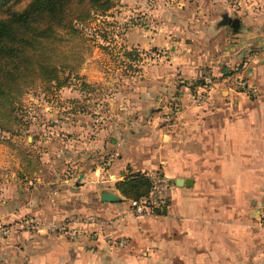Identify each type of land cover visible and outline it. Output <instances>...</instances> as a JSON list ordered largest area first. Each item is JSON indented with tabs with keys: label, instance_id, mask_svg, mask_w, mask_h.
Wrapping results in <instances>:
<instances>
[{
	"label": "crops",
	"instance_id": "0c3cea01",
	"mask_svg": "<svg viewBox=\"0 0 264 264\" xmlns=\"http://www.w3.org/2000/svg\"><path fill=\"white\" fill-rule=\"evenodd\" d=\"M239 16L232 50L246 59L236 75L256 89L245 104L233 101L243 92L229 87L221 91L229 102L180 108L166 135L134 127L106 137L100 130L96 138L71 137L69 158L47 156L50 148L39 147L45 136L33 159L12 150L0 176V226L10 228L0 238V264H264V228L255 219L264 198L240 213L247 191L264 189V0H248ZM194 25L207 29L202 20ZM28 141V150L36 148ZM98 156L105 163L91 166ZM155 168L173 187L152 214L136 215L117 183ZM105 190L119 200L102 201ZM30 221L36 228L25 226ZM54 223L75 228L76 237L48 231Z\"/></svg>",
	"mask_w": 264,
	"mask_h": 264
},
{
	"label": "rangeland",
	"instance_id": "374dc122",
	"mask_svg": "<svg viewBox=\"0 0 264 264\" xmlns=\"http://www.w3.org/2000/svg\"><path fill=\"white\" fill-rule=\"evenodd\" d=\"M27 1L12 8L22 9ZM112 1L104 14L75 24L74 35L60 29L50 42L41 43L46 63L59 69L63 83L59 88L48 89L30 65L0 96V176L12 150L19 160L33 159L39 154L37 140L44 136L46 144L39 147L50 148L47 156L69 158L70 147L64 145L71 137L96 138L100 130L106 137H116L122 129L134 127L148 135H156L157 129L166 135L180 108L229 102L228 95L221 93L229 87L245 95L234 97L238 106L253 96L239 86L246 78L236 75L246 59L244 53L233 56L239 26L233 30L219 25L223 14L240 19L248 0ZM201 20L207 29L195 28L194 23ZM125 53H131L130 57ZM13 136L20 138L15 141L20 149ZM27 137L28 142H37L33 150L24 146ZM100 156L92 158L91 166L105 163ZM251 192L240 205L241 214L248 213L251 199L264 198V189ZM3 225L0 228L8 227ZM113 242L119 244L118 239Z\"/></svg>",
	"mask_w": 264,
	"mask_h": 264
},
{
	"label": "trees",
	"instance_id": "16d2710c",
	"mask_svg": "<svg viewBox=\"0 0 264 264\" xmlns=\"http://www.w3.org/2000/svg\"><path fill=\"white\" fill-rule=\"evenodd\" d=\"M20 1L24 0H0V96L30 65L48 89L59 88L63 84L59 69L46 63L41 43L50 42L60 29L74 35L75 24L94 14H104L113 5L112 0H28L22 9H13ZM238 26L239 22L235 29L231 27L236 30ZM117 188L129 200L147 195L150 184L145 173L130 172L117 183Z\"/></svg>",
	"mask_w": 264,
	"mask_h": 264
},
{
	"label": "built area",
	"instance_id": "2783aa9c",
	"mask_svg": "<svg viewBox=\"0 0 264 264\" xmlns=\"http://www.w3.org/2000/svg\"><path fill=\"white\" fill-rule=\"evenodd\" d=\"M239 86L243 89H247V92L250 94H254L256 92L255 87L248 84L246 81L239 82ZM145 176L150 184L147 195L137 199L128 200L129 210L139 216L152 214L154 210L159 208L161 204L166 200L173 187L171 179L159 169L147 171L145 173ZM255 219L257 221V224L260 227L264 228V200L257 206L255 210ZM25 226H27L28 228H36V224L31 221L27 222ZM48 229L65 231L71 237H76L75 228H66L62 224H51L48 226ZM9 232V227L0 228V234L5 235ZM120 243L122 244L124 243V241L122 240L120 241Z\"/></svg>",
	"mask_w": 264,
	"mask_h": 264
},
{
	"label": "water",
	"instance_id": "95a60500",
	"mask_svg": "<svg viewBox=\"0 0 264 264\" xmlns=\"http://www.w3.org/2000/svg\"><path fill=\"white\" fill-rule=\"evenodd\" d=\"M222 23L230 24L235 29L238 25V19H232L227 15H223ZM181 182V179L177 180V184H181ZM185 184L188 185L187 181L185 182ZM100 198L104 202H116L119 200V196L116 193L106 190L101 192Z\"/></svg>",
	"mask_w": 264,
	"mask_h": 264
}]
</instances>
